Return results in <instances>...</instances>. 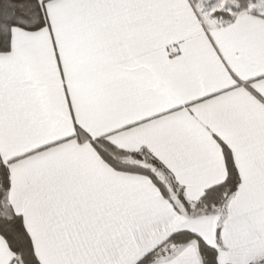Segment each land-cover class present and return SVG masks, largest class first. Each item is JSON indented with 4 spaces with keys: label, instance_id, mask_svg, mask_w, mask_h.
<instances>
[{
    "label": "snow or ice",
    "instance_id": "snow-or-ice-1",
    "mask_svg": "<svg viewBox=\"0 0 264 264\" xmlns=\"http://www.w3.org/2000/svg\"><path fill=\"white\" fill-rule=\"evenodd\" d=\"M0 264H264V0H0Z\"/></svg>",
    "mask_w": 264,
    "mask_h": 264
}]
</instances>
